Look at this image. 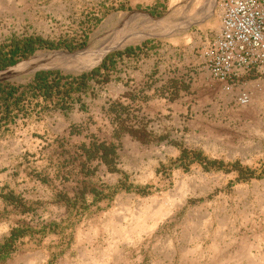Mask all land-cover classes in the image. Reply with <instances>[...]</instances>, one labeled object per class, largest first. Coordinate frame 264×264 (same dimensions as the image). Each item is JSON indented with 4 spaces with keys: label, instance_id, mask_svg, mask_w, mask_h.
I'll list each match as a JSON object with an SVG mask.
<instances>
[{
    "label": "rangeland",
    "instance_id": "rangeland-1",
    "mask_svg": "<svg viewBox=\"0 0 264 264\" xmlns=\"http://www.w3.org/2000/svg\"><path fill=\"white\" fill-rule=\"evenodd\" d=\"M222 1L0 0V50L53 46L0 69L20 98L8 117L0 100V264H264V76L198 80ZM128 51L147 92L78 122L62 85Z\"/></svg>",
    "mask_w": 264,
    "mask_h": 264
},
{
    "label": "bare ground",
    "instance_id": "bare-ground-1",
    "mask_svg": "<svg viewBox=\"0 0 264 264\" xmlns=\"http://www.w3.org/2000/svg\"><path fill=\"white\" fill-rule=\"evenodd\" d=\"M220 7L219 35L209 50L213 71L237 84L264 76V0H223ZM81 54L94 60L98 53ZM237 100L247 103L248 96L240 93Z\"/></svg>",
    "mask_w": 264,
    "mask_h": 264
},
{
    "label": "crops",
    "instance_id": "crops-1",
    "mask_svg": "<svg viewBox=\"0 0 264 264\" xmlns=\"http://www.w3.org/2000/svg\"><path fill=\"white\" fill-rule=\"evenodd\" d=\"M219 31H220V24L219 27L214 32L215 38L218 35ZM203 49L199 52V56L197 58V63L200 67L199 69L200 74L198 76L199 82L202 83L217 82L220 85L225 84L226 82H224V80L221 77L215 76L214 72L210 69V64H209L210 57L207 55L209 57V60L208 57H205V51L203 52ZM138 52L139 51L133 52V54H127L126 52H124L119 54V58H111L112 61L104 60L106 61L105 66L99 69L95 77L91 78L92 84L90 86L88 85L89 88H87L86 86L85 88L79 89L75 93L70 94L69 95L70 101L64 99V101H66L65 105H69L68 110L73 112L72 114L76 117V120L78 122L88 117L90 111L92 110L99 111L106 108L105 102H107L109 105L112 102L119 105V107H125L127 105H132V102H134L135 99L138 98L140 99V96H138V94L140 93L141 90H142V94H145L147 92L145 87H141L138 85L133 86V82H132L133 79L134 81H136L138 77L139 78L144 77V75L146 74L145 70L138 69V72H132L126 69H122L121 67V63L130 61L131 59L134 58L136 54H138ZM150 56H152L151 53ZM153 61H154L153 59H150L148 64L149 65L153 64ZM109 62H111V64L113 65V71L115 73L114 76L112 77V80L107 84V86L101 87L98 85L97 81L100 78H104L106 75L110 73L108 67ZM74 94H76V96H74ZM106 97L111 98V100L109 101L108 99H106ZM144 97L145 96H142V98ZM93 106L96 107L98 106V107L94 108ZM118 116H120V114H116V117Z\"/></svg>",
    "mask_w": 264,
    "mask_h": 264
},
{
    "label": "trees",
    "instance_id": "trees-1",
    "mask_svg": "<svg viewBox=\"0 0 264 264\" xmlns=\"http://www.w3.org/2000/svg\"><path fill=\"white\" fill-rule=\"evenodd\" d=\"M40 47H48L52 48V44L46 43L42 40H33V39H25L22 41H13L10 45H8L6 48H2L0 50V69L10 66L15 62L16 58H19L21 56H25L26 54H31L34 52V49L36 46ZM70 48V46L68 47ZM130 51L126 52L129 53ZM107 61H112V59H109ZM106 61H103L99 68L92 70L88 74H83L79 78H75L73 82L67 84H63L62 87H64V95L69 96L72 92H76L79 89H83L86 87V84L88 83V80L90 78H93L97 75L100 68L105 66ZM53 75H59L58 73H37L35 75V82L37 84V90H39L40 94L48 98L50 97L51 91L56 89V91H59L61 88V78L60 77H54ZM14 91H16L14 88L6 89V87H3L2 84H0V100L2 99V102L4 104V111L5 114L8 117L9 109L12 105L17 106L20 102V98H14ZM10 100L13 102L10 104ZM2 111V108L0 107V112ZM0 118V124L1 121L6 119L7 117ZM102 151V158L104 159V162L108 163L107 156L110 153V148L107 147L105 144H101L98 146L97 150ZM208 165H214V163H208Z\"/></svg>",
    "mask_w": 264,
    "mask_h": 264
},
{
    "label": "water",
    "instance_id": "water-1",
    "mask_svg": "<svg viewBox=\"0 0 264 264\" xmlns=\"http://www.w3.org/2000/svg\"><path fill=\"white\" fill-rule=\"evenodd\" d=\"M66 55L73 57V56H78L81 55L79 52H65ZM14 75H7V76H1L0 77V83L4 82L6 80H9L10 78H12Z\"/></svg>",
    "mask_w": 264,
    "mask_h": 264
}]
</instances>
